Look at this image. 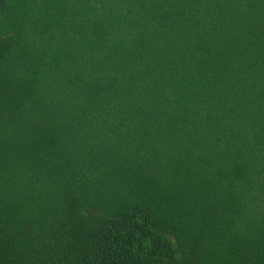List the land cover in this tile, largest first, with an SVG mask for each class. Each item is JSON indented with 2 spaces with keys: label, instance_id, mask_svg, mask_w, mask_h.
<instances>
[{
  "label": "trees",
  "instance_id": "1",
  "mask_svg": "<svg viewBox=\"0 0 264 264\" xmlns=\"http://www.w3.org/2000/svg\"><path fill=\"white\" fill-rule=\"evenodd\" d=\"M0 264H264V0H0Z\"/></svg>",
  "mask_w": 264,
  "mask_h": 264
}]
</instances>
